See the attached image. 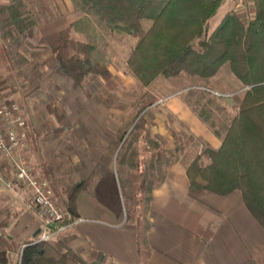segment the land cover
<instances>
[{
	"label": "trees",
	"instance_id": "trees-1",
	"mask_svg": "<svg viewBox=\"0 0 264 264\" xmlns=\"http://www.w3.org/2000/svg\"><path fill=\"white\" fill-rule=\"evenodd\" d=\"M21 1L12 0L8 10L17 16ZM75 2L83 14L95 18L112 34H127L135 40L127 64L143 86L149 87L158 78L191 82L192 87L186 89L188 93L183 99L222 142L221 147L215 149L199 143L193 136L173 131L176 140L173 150L167 152L158 144H149L157 151L151 169L178 162L185 151L196 150L187 158L186 165L191 193L198 195L208 191L228 196L238 191L264 229V0H254V9L249 13L255 18L245 20L237 13H228L214 31L212 21L226 0ZM51 46L58 72L72 79L75 86L82 87L91 76L102 77L112 84L108 67L93 56L95 46L76 40L71 30L62 31ZM226 66L246 89L233 115L223 113L216 100H228L215 96L209 85ZM142 119L137 129H143L146 124L144 117ZM200 145L203 148L197 152ZM127 152L134 154L135 150ZM128 159L132 166L137 165L133 156ZM156 178L155 173H146L141 192L151 193ZM158 178L161 179L162 174H158ZM88 184L80 182L73 187L69 195L71 202ZM68 211L76 215L72 207ZM6 227L7 224L0 223V229ZM11 242L9 237L0 235V264L13 262ZM15 264L85 263L59 238L52 242H28Z\"/></svg>",
	"mask_w": 264,
	"mask_h": 264
},
{
	"label": "rangeland",
	"instance_id": "rangeland-1",
	"mask_svg": "<svg viewBox=\"0 0 264 264\" xmlns=\"http://www.w3.org/2000/svg\"><path fill=\"white\" fill-rule=\"evenodd\" d=\"M11 3L12 0H0V97L16 102L29 125L30 141L18 158L52 181L60 206L68 210L64 196L69 197L79 177L75 173L83 171V163L104 154L106 158L101 160L108 167L109 154L113 156L111 166H115L121 152H144L148 144L143 136L149 134V129L146 124L143 129L136 125L143 117L148 124L158 122L165 104L175 96L185 99L192 83L158 78L149 87L143 86L127 64L135 40L127 34H112L95 18L83 14L75 0H23L16 9L17 16L8 10ZM224 6L220 20L226 12L237 13L245 20L255 18L249 13L254 9V0H226ZM214 24L216 21H212V28ZM67 29L76 40L95 46L93 56L108 67L112 84L91 76L77 87L72 79L58 72L51 45ZM209 85L230 101L216 100L223 113L233 115L246 89L229 66ZM73 160L78 167L71 166ZM0 167L6 177H12L9 173L14 171L13 166L1 153ZM126 175L132 186L127 191L129 216L134 217L137 211L142 217L145 197L137 196L139 186L132 181L137 182L139 175L136 171ZM13 196H0V223L7 224L6 229H0L2 236L8 237L7 228L13 221ZM10 246L16 261L23 248L15 242ZM14 260L11 264H15Z\"/></svg>",
	"mask_w": 264,
	"mask_h": 264
},
{
	"label": "crops",
	"instance_id": "crops-1",
	"mask_svg": "<svg viewBox=\"0 0 264 264\" xmlns=\"http://www.w3.org/2000/svg\"><path fill=\"white\" fill-rule=\"evenodd\" d=\"M224 8L215 17L212 31L225 17L227 12L218 19ZM165 108L158 122H146L149 134L143 136L148 144L144 152H121L115 166H111L113 156L108 154V167L101 160L106 158L103 154L100 159L86 160L83 171L77 170L79 177L74 185L85 181L89 184L74 202L68 195L63 201L65 206L72 207L74 217L83 221L73 223L54 241L64 239L66 247L85 264H264V229L247 209L240 192L228 196L208 191L191 193L186 165L187 158L196 150L185 151L178 162L151 169L157 151L150 145L158 144L167 152L173 150V131L193 136L215 149L222 145L182 97L171 98ZM202 148L200 145L197 152ZM129 156L139 166H132ZM71 166L78 167L77 161L73 160ZM34 171L53 187L50 179L40 175L36 168ZM133 171L139 175L137 182L132 180L139 186L137 196H144L146 202L142 217L137 211L130 217L127 207V191L132 186L126 174ZM146 173L157 175L151 193L140 189ZM158 174H162L161 179ZM6 193L16 198L11 201L13 221L7 228L8 237L20 248L38 241L41 225L36 213L29 209L27 201L19 200L17 192L0 183V196ZM56 198L59 202L57 195Z\"/></svg>",
	"mask_w": 264,
	"mask_h": 264
},
{
	"label": "built area",
	"instance_id": "built-area-1",
	"mask_svg": "<svg viewBox=\"0 0 264 264\" xmlns=\"http://www.w3.org/2000/svg\"><path fill=\"white\" fill-rule=\"evenodd\" d=\"M212 93L217 97H226L219 92ZM20 112L16 102L0 97V153L14 169L9 178L0 167V182L13 192L20 191L18 195L24 201L28 199L29 209L36 213L41 225L38 241L52 242L73 223L83 220L76 219L71 212L62 208L51 183L38 177L25 160L18 158L29 139V125Z\"/></svg>",
	"mask_w": 264,
	"mask_h": 264
}]
</instances>
